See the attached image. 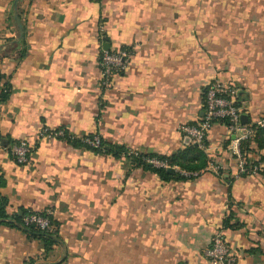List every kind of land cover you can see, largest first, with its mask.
Returning <instances> with one entry per match:
<instances>
[{
    "label": "crops",
    "instance_id": "0c3cea01",
    "mask_svg": "<svg viewBox=\"0 0 264 264\" xmlns=\"http://www.w3.org/2000/svg\"><path fill=\"white\" fill-rule=\"evenodd\" d=\"M14 1L0 0V74L10 86L0 107L9 218L0 264H211L203 253L218 233L234 264H264V176L234 178L223 123L211 126L205 151L220 176L207 166L164 181L122 154L170 158L192 147L180 129L200 122L213 81L237 90L246 127L264 123V0H21L20 60L22 39L14 42V19L6 23ZM106 49L129 57L103 90ZM42 127L97 135L106 153L38 140ZM19 141L31 146L25 165L9 154ZM247 150L250 162L264 155L252 138ZM22 210L50 211L58 223L45 260L13 220Z\"/></svg>",
    "mask_w": 264,
    "mask_h": 264
},
{
    "label": "built area",
    "instance_id": "2783aa9c",
    "mask_svg": "<svg viewBox=\"0 0 264 264\" xmlns=\"http://www.w3.org/2000/svg\"><path fill=\"white\" fill-rule=\"evenodd\" d=\"M128 57L129 53L124 49L101 53L97 62L100 89L106 90L114 76L123 74L126 71ZM241 115V109L237 104V90L230 84L213 81L204 90V108L200 122L196 126H184L180 129L182 135L189 138L193 146L205 152L206 137L211 126L214 123H223L231 137L228 143V152L234 161L235 179L262 175L264 172V162H250L245 157L243 146L252 138L253 131L251 128L241 124ZM258 127H264V123L258 124ZM37 139L78 140L89 149L101 150V140L97 135L76 138L62 129L42 127L37 134ZM30 152L31 146L25 141H19L9 149V154L17 165H25L28 162ZM127 153L128 155L138 156L136 153ZM142 161L155 169H171L185 178H193L198 175L197 173L179 170L176 167L171 168L167 162L154 158H143ZM208 170L214 175L220 176L221 167L219 165L210 164ZM50 214L51 212L47 211V215ZM24 223L25 225L36 224L43 231L48 228V221L37 215L25 218ZM48 233H53V229L48 228ZM203 255L211 264L235 263V260L229 255L226 240L221 233L216 234L211 239Z\"/></svg>",
    "mask_w": 264,
    "mask_h": 264
},
{
    "label": "trees",
    "instance_id": "16d2710c",
    "mask_svg": "<svg viewBox=\"0 0 264 264\" xmlns=\"http://www.w3.org/2000/svg\"><path fill=\"white\" fill-rule=\"evenodd\" d=\"M25 1H29V0H25ZM22 14L23 12L19 9L18 18L21 24L23 23ZM13 17H14L13 13H10L8 15L7 22H6L7 28H12L14 26ZM23 33H24V29H23ZM13 47L20 48L19 54H18V60L22 59L26 55V52H27L24 35H23L22 40L19 43L13 45ZM1 56H2V52H0V57ZM2 79L3 77L0 74V107L7 102L9 98V94H10V86L7 83L2 84ZM251 128H253L255 132L254 135L252 136V140L255 142L257 149L260 150V152L264 154V127L260 128V127L253 126ZM250 140L243 146V151L245 153V157L247 160H248L247 146ZM67 142L73 146L92 150V149H89L88 147L83 146L78 140H72V141L67 140ZM16 143L17 142L12 143L11 146ZM205 146H206V142H205ZM92 151L106 153L102 145V142H101V150H92ZM122 154L133 159L134 162L138 166H141L145 169L152 170L164 181L172 180L175 177L180 178V179H185V177L179 175L177 172H174V171L172 174H169L167 173V170L155 169L143 163L142 161L143 158H154L160 161H165L168 163L169 167L171 168L176 167L179 170L190 172V173H197V174L204 172L207 169V166L209 163L206 153L203 151H200L195 146L189 147L186 151L180 152L170 158H159V157H154V156H143V155L134 156V155H128L126 151H124ZM259 162L261 163L264 162V155H261V159ZM259 162H256V163H259ZM262 175L264 176V172L262 173ZM3 186H4V181L0 178V190L1 188H3ZM7 205H8L7 200L0 193V223L1 224L5 223L6 220L9 219L6 213ZM33 215H37L41 218H45L48 221V228L53 229V233H48V228L44 231L40 230V228L36 224L25 225L24 219L27 217H31ZM229 219L230 218L228 217L224 221L225 227L228 226ZM13 220L17 225H19L24 231L28 233L30 238L35 239L40 243L41 254L39 257L43 258L44 260L47 259L51 255L53 246L56 245V242H57L58 223L53 219L52 213L50 215H47V211L37 213V212L22 210L19 213H17V215L14 217ZM252 253L253 251L248 252L249 255H251ZM31 264H34V263L31 262Z\"/></svg>",
    "mask_w": 264,
    "mask_h": 264
},
{
    "label": "water",
    "instance_id": "95a60500",
    "mask_svg": "<svg viewBox=\"0 0 264 264\" xmlns=\"http://www.w3.org/2000/svg\"><path fill=\"white\" fill-rule=\"evenodd\" d=\"M20 1L21 0H15L14 3H13V8H14V11H15L14 22H15V25H16L17 31H18V38L14 41L15 43L19 42L22 39V37H23V28H22V26H21V24L19 22V18H18V15H17V7H18V4H19ZM105 51L107 52L108 49H106ZM240 121H241L242 125H246L247 124V117L244 116V115H241ZM184 144L185 145H190L191 144L190 139L189 138H185V143ZM167 173L172 174L173 171L171 169H168Z\"/></svg>",
    "mask_w": 264,
    "mask_h": 264
}]
</instances>
